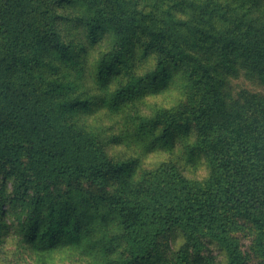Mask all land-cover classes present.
<instances>
[{
	"label": "trees",
	"instance_id": "16d2710c",
	"mask_svg": "<svg viewBox=\"0 0 264 264\" xmlns=\"http://www.w3.org/2000/svg\"><path fill=\"white\" fill-rule=\"evenodd\" d=\"M69 7L82 46L62 39ZM105 34L111 47L93 65ZM242 76L264 86V0H0V253L251 264L249 232L264 264V95L232 98ZM162 92L174 105L144 115L142 97ZM126 111L143 148L116 160L92 118ZM178 144L203 154L207 177L186 174L183 156L146 161Z\"/></svg>",
	"mask_w": 264,
	"mask_h": 264
},
{
	"label": "rangeland",
	"instance_id": "374dc122",
	"mask_svg": "<svg viewBox=\"0 0 264 264\" xmlns=\"http://www.w3.org/2000/svg\"><path fill=\"white\" fill-rule=\"evenodd\" d=\"M74 8L69 7L66 10H63L64 15H70L71 17L66 18L69 25L64 21H61V26L59 27L60 33L62 36L65 45L72 44L73 46L78 45L82 46L86 40L84 39L85 33L83 27L79 24L80 20V11H76L74 19L72 13ZM67 22V21H66ZM73 22V23H71ZM83 36V39H80L78 42L77 37ZM112 43V36L105 34L98 39L96 44H94L93 49L89 52V61L91 64L96 65L97 61L101 58L102 53L108 48L110 49ZM228 92L231 94L232 98H237L243 92L254 93L258 95H264V86L261 85L257 80H250L246 77H240L231 79ZM177 95L173 96L171 93L162 92L156 96L144 95L141 99V102L144 103L142 106V112L144 115H148L150 112L156 110L157 106L162 107H171L174 105V101L177 100ZM128 112L134 114L133 111H126L124 114L119 116H110L108 113H101L96 115L94 118L95 125L100 130L101 136L105 141L106 150L116 158V160H126L135 155L138 152V148H143V145L139 142L136 136V125L133 122H130L128 117ZM112 136L117 137L116 144L110 143ZM193 140V137H192ZM179 145V144H178ZM181 145L174 152L173 156H169L165 149H158L152 154L148 155L146 161L148 163H156L157 161L164 159H177L178 155L183 156L184 160L176 161V163L183 169V171L196 179H203L207 177L210 172L207 159L203 154L199 156H193L192 158H187L180 149ZM143 159V158H142ZM99 213L103 212L101 207L98 210ZM97 210L93 209L89 212L90 215H95ZM110 225H113L111 222ZM240 234L242 240L243 249L246 252L247 256L250 259L251 264H261L260 260L254 253L251 251V236L249 232ZM179 237L172 236L170 238V243L180 242ZM168 244V243H167ZM12 246V245H9ZM70 264H87V261L84 257L78 256V254H73L72 258L69 260ZM0 264H38L36 258L29 253L28 250L21 249L18 246L6 248L5 251L0 253ZM50 264H56L55 261Z\"/></svg>",
	"mask_w": 264,
	"mask_h": 264
}]
</instances>
